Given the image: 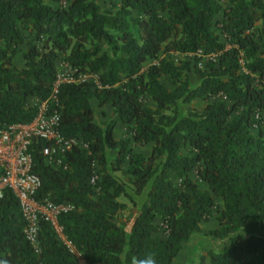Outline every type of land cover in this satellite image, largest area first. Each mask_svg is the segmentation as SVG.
I'll list each match as a JSON object with an SVG mask.
<instances>
[{"label": "trees", "instance_id": "16d2710c", "mask_svg": "<svg viewBox=\"0 0 264 264\" xmlns=\"http://www.w3.org/2000/svg\"><path fill=\"white\" fill-rule=\"evenodd\" d=\"M111 9L95 0L55 8L44 0H0V127L30 123L45 103V114H58L61 136L75 141L58 165L44 160L48 143L32 141L35 199L71 205L57 223L82 264H171L212 209L216 228L205 235L227 247L199 255L197 264H264V121L253 119L264 110V0H118ZM21 44L26 51L17 70L12 58ZM197 50L215 57L194 67L198 84L191 88L187 64L175 65L167 54ZM58 58L77 73L96 75V84H60L51 99ZM146 60L153 62L142 70ZM144 97L153 109L142 105ZM92 98L112 109L103 127ZM194 99L212 101L178 117L177 103ZM117 122L130 138L113 140ZM131 144H151L149 155L131 153ZM105 149L117 152L108 165ZM123 163L127 183L110 174ZM192 170L207 191L188 178ZM143 191L126 234L118 218L125 205L117 198L134 205L132 195ZM155 219L163 238L155 236ZM24 228L17 201L4 191L0 264H76L45 223L37 224L38 253Z\"/></svg>", "mask_w": 264, "mask_h": 264}, {"label": "built area", "instance_id": "2783aa9c", "mask_svg": "<svg viewBox=\"0 0 264 264\" xmlns=\"http://www.w3.org/2000/svg\"><path fill=\"white\" fill-rule=\"evenodd\" d=\"M59 5L65 6V1L60 0ZM187 55L208 60H213L215 57V55H202L199 50ZM61 68L62 73L56 71V78L50 95L51 99H54L60 84L88 82L87 77H94V74L77 73L65 62L61 64ZM92 83L96 84V81ZM38 107V113L30 123L0 127V199L4 191L10 192L15 198L21 217L25 221L23 230L25 239L33 248L37 244V224L41 221L49 227L58 240L66 244L76 264H82L80 255L65 242L57 223L58 216L70 211L71 205L66 202L53 204L46 199H35L40 182L32 172L29 154L32 141L41 140L48 143V146L42 150V154L47 163L52 162L55 158V165L59 164V156L61 157L68 152L70 147L75 144L73 139H65L61 136L58 129V114L56 112L45 114V103H39ZM253 119L255 121L258 119L256 113L253 115ZM254 128H256L255 124L252 126V129ZM96 181L97 175L91 174L88 178L89 185L92 186Z\"/></svg>", "mask_w": 264, "mask_h": 264}, {"label": "crops", "instance_id": "0c3cea01", "mask_svg": "<svg viewBox=\"0 0 264 264\" xmlns=\"http://www.w3.org/2000/svg\"><path fill=\"white\" fill-rule=\"evenodd\" d=\"M95 1H96L97 5L102 10H108V11H112V9H111L112 5L118 4V0H95ZM44 3L51 6L52 8H55V7H57V5H59V2H56L54 0H44ZM108 3H111V4L108 5ZM25 51H26L25 44L18 45L16 48V53L12 58V65L17 70H21L23 68V64H24L23 54L25 53ZM183 56L188 57V55H183ZM146 61H149V60H146ZM57 62L58 61L56 60L55 61V69H57ZM211 101L212 100H210V102ZM33 102L37 103L36 100H33ZM89 103L92 107L93 115H94L96 122L100 126L103 127L104 124L111 119L112 109L108 105H102L100 107L97 106V101L94 98H92L89 101ZM149 108L150 109L154 108V104L151 101L149 104ZM256 114L261 119L264 120V110H260V111L256 112ZM111 135H112L113 140H115V141L130 138L129 133H127L125 128L123 126H121L118 122L115 123V125L113 126ZM150 147H151V144H147V145L142 146V147H138V146L131 144L130 149H131V153H137V154H141L143 156H148L149 152H150ZM116 154H117L116 150L105 149L104 155H105V161H106L107 165L115 158ZM125 169H126V163H123L120 171L113 172L110 174L113 178L117 179L118 181H121L123 183H125V182L127 183L128 180L131 179V177L124 173ZM188 178L193 183H195L197 185V188L200 191H207V185L204 182H201L197 178V176L195 175V172L193 170L189 172ZM145 194H146V192L143 191V193H141V195H139V196L132 195L134 205L128 203L122 197L117 198V201L119 203L125 205V209H123L122 211H120L118 213L119 220L122 223H124V229H123L124 233H126V234L129 233L132 222L138 214V210L140 208V205L144 201ZM216 205L218 206V208H220V201L218 199H216ZM211 220H212V223L210 222ZM215 223H216L215 219H212V217L209 218L207 222L199 223V230L200 231L198 233H194V234L190 235L188 241L186 243L181 244L180 250L177 253L176 257L171 262V264H189L187 262L185 263V261H187V259H186L187 257H189L188 262L193 263V264H197L198 256L203 255L207 251H209L210 247L208 248V246H209L210 238H209V236L205 235V232L212 230V229H215L216 228ZM155 224H157V226H158V231L155 234V236H157L158 238H163V231H162V227H161V223H160L159 219H155ZM207 225H209L208 228H206ZM226 244H227V241H226ZM226 247H227V245H226ZM226 247H225V249H226ZM34 251H35V253L39 252V248H38L37 244L34 247Z\"/></svg>", "mask_w": 264, "mask_h": 264}, {"label": "rangeland", "instance_id": "374dc122", "mask_svg": "<svg viewBox=\"0 0 264 264\" xmlns=\"http://www.w3.org/2000/svg\"><path fill=\"white\" fill-rule=\"evenodd\" d=\"M65 1V0H64ZM110 2V1H109ZM111 3H108V5H110ZM223 6L225 4H222ZM213 32L214 33H218V26L217 24H215L213 26ZM24 36H25V39H27V34L26 32H24ZM260 42V41H259ZM100 46H102L103 50H105V47L103 46V43H100ZM167 57L168 59L173 62L175 65H182V64H187V67H186V70H184L183 74L186 76L187 78V81H188V85L189 87L191 88H194L197 84H198V81L196 80L194 74H193V69L194 67H196L197 69H203V67L205 66V64L209 61L208 59H198L197 61H195L194 56H183L181 54H177V53H169L167 54ZM57 73H62L63 70L61 68V64L64 62L62 59L58 58L57 59ZM153 61H146L142 66V70H144L148 64H151ZM96 75H94V77H87L86 80L88 82H95L96 81ZM160 82L167 88V89H171L172 88V85H171V81L167 78V77H163L160 79ZM210 102V100H202V99H194L192 101H190L188 104H183V103H177V113H178V117L180 116H183L185 115L186 113H188L189 111L191 110H194V111H199L203 108V106ZM142 105L145 106V107H148L149 108V104H150V100L146 97H144L142 99ZM259 116H258V119L259 120ZM260 120L264 121L263 119L260 118ZM255 129V128H254ZM252 133H256V130H252ZM96 169H94L93 171H95ZM126 183V182H125ZM176 184H178V181L176 182ZM125 209V208H124ZM216 216V211L215 209H212V219H214V217ZM208 221V220H207ZM206 221V222H207ZM212 223V220L210 221ZM216 222V221H215ZM216 224V223H215ZM209 225H207L206 228H208ZM226 240H209V250L210 251H215V252H222L225 247H226ZM187 261H185V263H189V264H193V263H190L188 262L189 260V257L186 258Z\"/></svg>", "mask_w": 264, "mask_h": 264}]
</instances>
